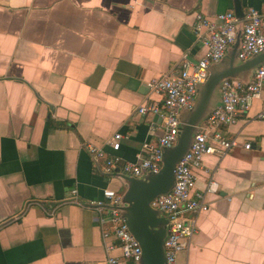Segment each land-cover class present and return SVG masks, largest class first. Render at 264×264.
I'll list each match as a JSON object with an SVG mask.
<instances>
[{
	"label": "crops",
	"instance_id": "0c3cea01",
	"mask_svg": "<svg viewBox=\"0 0 264 264\" xmlns=\"http://www.w3.org/2000/svg\"><path fill=\"white\" fill-rule=\"evenodd\" d=\"M242 3L264 13V0ZM226 11L233 0H0V264H138L108 251L116 239L86 205L126 189L87 144L122 162L145 156L163 133L159 114L139 112L163 101L149 81L197 63L196 14ZM263 111L264 97L222 125L239 146L195 170L198 190L211 177L219 190L179 264H264ZM72 189L85 205L64 203Z\"/></svg>",
	"mask_w": 264,
	"mask_h": 264
},
{
	"label": "built area",
	"instance_id": "2783aa9c",
	"mask_svg": "<svg viewBox=\"0 0 264 264\" xmlns=\"http://www.w3.org/2000/svg\"><path fill=\"white\" fill-rule=\"evenodd\" d=\"M243 23V40L238 54L240 60H246L264 50V13L256 8L249 9L240 20L234 11L219 13L214 19L203 13L196 14L194 31L198 40L205 48L204 55L193 63L184 59L179 70H172L162 77L154 78L148 85L151 90L163 96L161 105L139 107L142 114L153 112L162 118V135L157 143H144L142 150L145 156L135 162H122L118 155H107L101 148L87 144V149L96 159L103 160V170L114 173L116 169L128 175L143 177L150 172H158L162 167V148L176 143L180 112L190 109L195 103L198 85L207 81L209 66L223 59L226 52L236 39L237 29ZM264 97V64L258 67L251 80L244 83L228 78L221 83V101L212 113L199 126L191 148L176 165V182L172 190L156 196L151 206L160 211L169 221L168 236L165 241L166 264H179V255L191 245L193 237L198 233L197 215L209 208L206 201L207 193L219 190L218 181L211 177L205 190L196 188L197 175L195 170L203 167L206 155L224 156L239 146L236 138L224 136L221 126L233 125L239 120L240 113L249 111L255 100ZM264 118V111L259 113ZM121 133H116L108 143L119 149ZM251 149L252 143L244 145ZM104 200L94 201L104 225V238L114 237L116 243L109 244V252L118 248L124 259L139 262L142 247L131 233L117 205L121 203L122 194L113 189H104ZM64 203L85 205L77 189H72ZM47 210V209H46ZM51 214L54 211H48ZM109 226H105L106 224ZM118 257L110 256L108 264H119Z\"/></svg>",
	"mask_w": 264,
	"mask_h": 264
},
{
	"label": "water",
	"instance_id": "95a60500",
	"mask_svg": "<svg viewBox=\"0 0 264 264\" xmlns=\"http://www.w3.org/2000/svg\"><path fill=\"white\" fill-rule=\"evenodd\" d=\"M234 1V12L238 19L245 17L242 0ZM243 40V23L239 24L235 42L221 61L209 66V77L198 85L197 96L192 108L180 112V127L177 141L172 146L162 148V167L158 172H150L143 177L118 172L125 186L119 208L131 233L142 247V257L138 264H166L165 241L168 236L169 221L151 206L156 196L172 190L176 182V165L191 148L198 126L207 119L221 101V83L228 78L248 83L254 72L264 64V50L246 60L238 57ZM113 174V173H111ZM86 204V203H85ZM93 205L87 203L86 205Z\"/></svg>",
	"mask_w": 264,
	"mask_h": 264
},
{
	"label": "rangeland",
	"instance_id": "374dc122",
	"mask_svg": "<svg viewBox=\"0 0 264 264\" xmlns=\"http://www.w3.org/2000/svg\"><path fill=\"white\" fill-rule=\"evenodd\" d=\"M124 192V189H122V193Z\"/></svg>",
	"mask_w": 264,
	"mask_h": 264
}]
</instances>
